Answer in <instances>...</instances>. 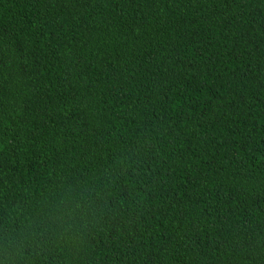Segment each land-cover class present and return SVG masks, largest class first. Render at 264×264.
<instances>
[{
	"label": "trees",
	"instance_id": "obj_1",
	"mask_svg": "<svg viewBox=\"0 0 264 264\" xmlns=\"http://www.w3.org/2000/svg\"><path fill=\"white\" fill-rule=\"evenodd\" d=\"M0 264H264V0H0Z\"/></svg>",
	"mask_w": 264,
	"mask_h": 264
}]
</instances>
